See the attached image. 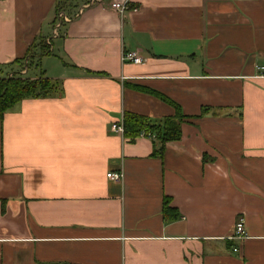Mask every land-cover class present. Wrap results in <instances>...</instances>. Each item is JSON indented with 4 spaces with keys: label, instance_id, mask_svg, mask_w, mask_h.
I'll list each match as a JSON object with an SVG mask.
<instances>
[{
    "label": "crops",
    "instance_id": "crops-1",
    "mask_svg": "<svg viewBox=\"0 0 264 264\" xmlns=\"http://www.w3.org/2000/svg\"><path fill=\"white\" fill-rule=\"evenodd\" d=\"M68 1L52 36L59 0H0V76L61 88L0 121V264H264V0ZM150 90L185 116L160 156L111 129L175 114Z\"/></svg>",
    "mask_w": 264,
    "mask_h": 264
},
{
    "label": "trees",
    "instance_id": "trees-1",
    "mask_svg": "<svg viewBox=\"0 0 264 264\" xmlns=\"http://www.w3.org/2000/svg\"><path fill=\"white\" fill-rule=\"evenodd\" d=\"M68 2V0H59L56 4V12L63 10ZM37 44L42 51H47L45 41H39ZM30 51L31 48H29V53ZM26 64L28 66L29 60H27V63L22 64L23 69ZM24 75L25 73L14 72L11 75L0 76V121L4 113L20 101L28 98L49 97L57 94L61 89L59 82L50 80L47 77L39 76L36 79H30ZM139 89L143 90L141 87ZM149 92L169 103L174 108L175 114L154 121L141 114L124 112L122 116L123 136L134 139L141 132L153 134L154 137L151 138L154 144L152 155L160 156L165 142L180 138L181 124L185 116L180 112L179 106L164 95L151 90ZM162 213L166 220H174L178 217L176 208L170 206V200L167 196L163 198Z\"/></svg>",
    "mask_w": 264,
    "mask_h": 264
},
{
    "label": "built area",
    "instance_id": "built-area-1",
    "mask_svg": "<svg viewBox=\"0 0 264 264\" xmlns=\"http://www.w3.org/2000/svg\"><path fill=\"white\" fill-rule=\"evenodd\" d=\"M92 1H97V0H87L85 3L82 4V7L79 8L78 14L79 15L82 14L83 10L85 8L89 7L90 4L92 3ZM130 2H131L130 0H121V1L115 0V1H111L109 3V7L122 14L127 9H134V10L136 9L134 6L130 5ZM71 18L72 17L69 14H67L66 11H64V10L57 11L55 14L54 22H53L52 36L57 35V29L59 28V26L64 22H69L71 20ZM121 59L123 62H131L134 64H140L143 62V58L140 57L136 52H133V51H123V53L121 55ZM257 69H259L260 71H263L264 67H262V66L257 67ZM111 129L114 132H117L119 134H123L122 119L120 122L112 124ZM138 136H142V137L145 136L148 138L154 137L153 134H150V133L145 134V132H141ZM106 176H107V178H110V179L119 180L122 177V172L121 171L109 172L106 174ZM245 237H246V228H245L244 219L242 217H239L234 224V232L230 238L231 239H243ZM233 250L236 251V248H233Z\"/></svg>",
    "mask_w": 264,
    "mask_h": 264
},
{
    "label": "rangeland",
    "instance_id": "rangeland-1",
    "mask_svg": "<svg viewBox=\"0 0 264 264\" xmlns=\"http://www.w3.org/2000/svg\"><path fill=\"white\" fill-rule=\"evenodd\" d=\"M47 45V44H46Z\"/></svg>",
    "mask_w": 264,
    "mask_h": 264
}]
</instances>
